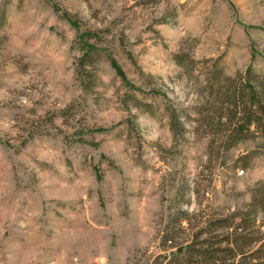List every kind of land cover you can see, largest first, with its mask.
<instances>
[{"label":"rangeland","instance_id":"obj_1","mask_svg":"<svg viewBox=\"0 0 264 264\" xmlns=\"http://www.w3.org/2000/svg\"><path fill=\"white\" fill-rule=\"evenodd\" d=\"M243 85L264 0H0V264H212L264 182Z\"/></svg>","mask_w":264,"mask_h":264},{"label":"trees","instance_id":"obj_2","mask_svg":"<svg viewBox=\"0 0 264 264\" xmlns=\"http://www.w3.org/2000/svg\"><path fill=\"white\" fill-rule=\"evenodd\" d=\"M83 50L84 65L94 49L85 45ZM249 88L251 94L246 93L244 85L235 90L229 97V106L225 108L228 113L219 117V123L225 127L231 146L246 139V133L250 132L252 126H264V94L253 87ZM249 207L250 210L244 214L247 217L241 218L238 223L234 221L236 215L218 220L222 224L220 228L231 229L232 232L225 239L208 244L213 249L212 264H264V231L260 228L264 225V219L261 226L257 225L258 216H264V182L254 189ZM224 242L228 245L227 249L218 248ZM253 245L259 247L252 249ZM221 253H225L223 257L218 256Z\"/></svg>","mask_w":264,"mask_h":264},{"label":"built area","instance_id":"obj_3","mask_svg":"<svg viewBox=\"0 0 264 264\" xmlns=\"http://www.w3.org/2000/svg\"><path fill=\"white\" fill-rule=\"evenodd\" d=\"M244 173H245V171H244V170L238 171V176H243V175H244ZM206 195H207V196H209L210 194H209V193H207Z\"/></svg>","mask_w":264,"mask_h":264}]
</instances>
